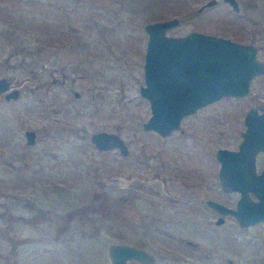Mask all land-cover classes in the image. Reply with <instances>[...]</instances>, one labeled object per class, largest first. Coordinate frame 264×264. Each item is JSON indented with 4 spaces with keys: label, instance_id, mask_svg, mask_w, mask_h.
Returning <instances> with one entry per match:
<instances>
[{
    "label": "rangeland",
    "instance_id": "obj_1",
    "mask_svg": "<svg viewBox=\"0 0 264 264\" xmlns=\"http://www.w3.org/2000/svg\"><path fill=\"white\" fill-rule=\"evenodd\" d=\"M203 1L0 0V76L19 89L0 92V264H110L114 241L147 248L152 264H264V220L215 222L205 202L239 195L219 186L214 151L236 147L264 73L167 134L142 126L145 21L176 16L167 32L228 35L264 60V0H244L245 14ZM96 129L118 132L128 153L97 148Z\"/></svg>",
    "mask_w": 264,
    "mask_h": 264
},
{
    "label": "water",
    "instance_id": "obj_2",
    "mask_svg": "<svg viewBox=\"0 0 264 264\" xmlns=\"http://www.w3.org/2000/svg\"><path fill=\"white\" fill-rule=\"evenodd\" d=\"M224 1L235 10L239 8L238 0H204L197 9ZM175 22L177 17L170 16L143 24L147 37L142 62L143 83L139 84V91L148 99L150 113L142 120V126L161 134L179 127L184 114L220 96L245 95L251 78L264 72V60L257 56L254 43L201 29L177 34L167 32V27ZM0 92L4 98H13L18 96L19 89L1 75ZM261 106V112H257L253 104L247 108L246 127L236 147L215 148L219 186L226 191L239 192L234 205L212 197L205 199L219 213L215 222L222 221L223 213L235 216L240 225L264 219V163L259 171L255 170L256 152L264 150V105ZM24 135L26 142H32L35 131L26 128ZM90 140L99 149L117 147L122 154L129 151L121 135L114 130H93ZM107 251L110 264H136L131 259L141 264L154 261L151 251L130 242H111Z\"/></svg>",
    "mask_w": 264,
    "mask_h": 264
},
{
    "label": "flooded vegetation",
    "instance_id": "obj_3",
    "mask_svg": "<svg viewBox=\"0 0 264 264\" xmlns=\"http://www.w3.org/2000/svg\"><path fill=\"white\" fill-rule=\"evenodd\" d=\"M238 4H239V2H238ZM248 5H250L247 1H241V3L239 4V8L238 9H234L236 12H241V13H243V14H245V10L244 9H247V7H248ZM236 39V38H235ZM238 40V39H237ZM264 72H260V73H257V74H255L254 76H256V75H260V74H263ZM253 76V77H254ZM252 77V78H253ZM251 78V79H252ZM251 104H253V105H255L256 106V111L257 112H261L262 111V106L261 105H264V100H257V101H254V102H249L248 103V105L246 106V108L244 109V111H243V113L241 114V127H240V138L238 139V141L241 139V137L243 136V130L245 129V127H246V123H245V112H246V110H247V108L251 105ZM238 141H237V143H238ZM237 143H236V146H237ZM261 155V158H259V156ZM263 163H264V150H262V149H259L257 152H256V155H255V170L256 171H259L260 169H261V167H262V165H263ZM249 194H251L252 195V197H254L255 198V195L251 192V191H249ZM207 198V197H206ZM206 202V201H205ZM207 203V202H206ZM210 206V205H209ZM211 207V206H210ZM211 208H213V207H211ZM214 209V208H213ZM215 210V209H214ZM216 211V210H215ZM217 212V211H216ZM224 214H229V213H223V215ZM219 215V214H218ZM222 215V214H221ZM223 215H222V217H223ZM262 220H264V219H262ZM260 221V220H259ZM254 223V222H253ZM251 224V223H250ZM247 225H249V224H247ZM244 226H246V225H244ZM183 238V240L184 241H186L187 242V240L185 239L186 238V236H183L182 237ZM188 238V237H187ZM190 239V238H189ZM188 243H193V241H188Z\"/></svg>",
    "mask_w": 264,
    "mask_h": 264
}]
</instances>
